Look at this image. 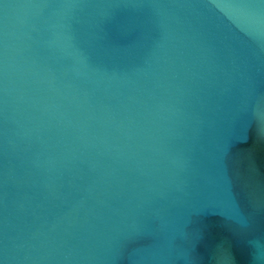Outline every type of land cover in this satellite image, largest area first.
<instances>
[{"label":"water","instance_id":"1","mask_svg":"<svg viewBox=\"0 0 264 264\" xmlns=\"http://www.w3.org/2000/svg\"><path fill=\"white\" fill-rule=\"evenodd\" d=\"M0 264H264V0H0Z\"/></svg>","mask_w":264,"mask_h":264}]
</instances>
